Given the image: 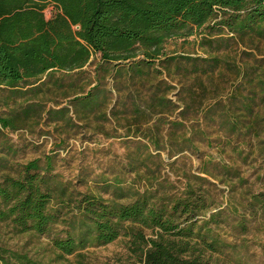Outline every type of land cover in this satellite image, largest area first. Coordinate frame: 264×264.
<instances>
[{"label": "rangeland", "instance_id": "obj_1", "mask_svg": "<svg viewBox=\"0 0 264 264\" xmlns=\"http://www.w3.org/2000/svg\"><path fill=\"white\" fill-rule=\"evenodd\" d=\"M54 12L53 5L44 10L47 18ZM227 17L218 14L191 36L167 40L165 56L147 75L113 78L93 58L77 81L83 93L15 99L23 104L33 96L29 102L39 99L42 109L25 128L0 126V180L19 176L28 161L51 157L50 174L75 199L91 193L128 203L148 191L167 202L191 191L204 209L181 226L193 222L217 240L216 248L196 244L197 252L215 264H264V37L257 30L232 33L219 24ZM97 79L106 89L105 107L76 111L74 97ZM157 83L158 95L170 99L165 107L150 106ZM18 104L20 112L26 104ZM63 106L70 120L45 114ZM7 113L0 105V116ZM54 204L59 221L52 233H19L0 223V247L39 264H140L145 249L124 232L105 245L60 254L52 238L64 235L74 202ZM151 233L145 230V238Z\"/></svg>", "mask_w": 264, "mask_h": 264}, {"label": "trees", "instance_id": "obj_2", "mask_svg": "<svg viewBox=\"0 0 264 264\" xmlns=\"http://www.w3.org/2000/svg\"><path fill=\"white\" fill-rule=\"evenodd\" d=\"M47 5L55 9L49 18L44 13ZM218 14L228 15L219 24L232 33L257 30L264 37V0H0V105L8 108L0 116L1 128H25L26 119L42 109L39 99L29 102L32 96L18 104L19 97L83 93L77 81L93 58L96 67L107 68L113 78L149 74L153 62L165 56L167 40L191 36ZM153 88L150 106L165 107L170 99L158 95L161 83ZM105 93L97 79L84 95L74 97L76 111L105 107L101 101ZM16 104L26 105L19 112ZM68 112L69 107L63 106L45 114L67 121ZM51 169L52 158L45 157L43 164L40 159L28 161L17 177L2 175L0 223L11 224L19 233L50 234L59 221L54 202H74L73 215L64 221V235L52 238L62 255L105 245L124 232L134 245L142 246L141 251L145 249L140 264H215L195 245L216 248L217 240L193 222L181 226L204 209L191 191L167 202H156L148 191L137 193L128 203L91 193L75 199ZM145 230H151V236L145 238ZM0 264L39 263L0 247Z\"/></svg>", "mask_w": 264, "mask_h": 264}]
</instances>
